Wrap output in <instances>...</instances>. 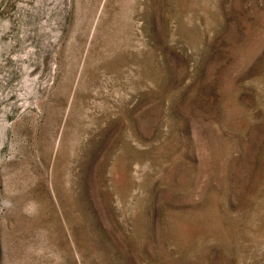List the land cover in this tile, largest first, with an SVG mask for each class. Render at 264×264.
Returning a JSON list of instances; mask_svg holds the SVG:
<instances>
[{"label":"rangeland","instance_id":"rangeland-1","mask_svg":"<svg viewBox=\"0 0 264 264\" xmlns=\"http://www.w3.org/2000/svg\"><path fill=\"white\" fill-rule=\"evenodd\" d=\"M0 264H264V0H0Z\"/></svg>","mask_w":264,"mask_h":264}]
</instances>
